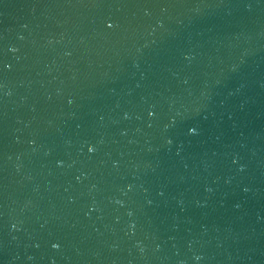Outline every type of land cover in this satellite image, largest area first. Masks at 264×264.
I'll list each match as a JSON object with an SVG mask.
<instances>
[{"label":"water","instance_id":"95a60500","mask_svg":"<svg viewBox=\"0 0 264 264\" xmlns=\"http://www.w3.org/2000/svg\"><path fill=\"white\" fill-rule=\"evenodd\" d=\"M0 264H264V0H0Z\"/></svg>","mask_w":264,"mask_h":264}]
</instances>
